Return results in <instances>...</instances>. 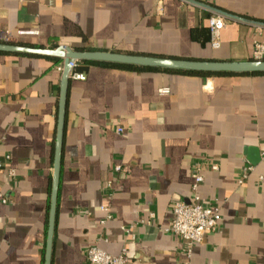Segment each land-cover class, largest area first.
Masks as SVG:
<instances>
[{
  "label": "crops",
  "instance_id": "obj_1",
  "mask_svg": "<svg viewBox=\"0 0 264 264\" xmlns=\"http://www.w3.org/2000/svg\"><path fill=\"white\" fill-rule=\"evenodd\" d=\"M200 1L264 20V0ZM211 14L181 0H0V33L46 48L250 60L264 29L230 21L215 49ZM85 75L70 84L52 264H85L95 244L127 248L132 264H264V164L238 184L250 148L264 153V75ZM61 78L53 60L0 54V153L11 157L0 172V264L45 263ZM198 166L200 203L219 207L220 221L189 252L165 228L174 202L193 198Z\"/></svg>",
  "mask_w": 264,
  "mask_h": 264
},
{
  "label": "water",
  "instance_id": "obj_2",
  "mask_svg": "<svg viewBox=\"0 0 264 264\" xmlns=\"http://www.w3.org/2000/svg\"><path fill=\"white\" fill-rule=\"evenodd\" d=\"M203 8L211 13L219 14L232 22L264 29V20L245 17L240 14L213 6L200 0H181ZM0 53L25 54L40 57L62 59L64 69L60 83V95L58 101L57 135L54 153V175L52 184V196L49 215V229L46 241V255L44 264L53 263V248L55 227L57 223V207L60 195L61 167L64 157V141L67 134V107L71 84V62L94 61L132 67L158 68L163 71L196 72L235 75L263 74L264 59L251 58L246 61L217 60V59H192L173 57L147 53H131L121 51L81 50L69 46L59 45L55 48L22 43L20 41L4 42L0 40ZM249 157L253 165L261 162L260 151L250 148Z\"/></svg>",
  "mask_w": 264,
  "mask_h": 264
},
{
  "label": "built area",
  "instance_id": "obj_3",
  "mask_svg": "<svg viewBox=\"0 0 264 264\" xmlns=\"http://www.w3.org/2000/svg\"><path fill=\"white\" fill-rule=\"evenodd\" d=\"M158 11H162L161 3L158 6ZM230 22L229 19L212 13L209 18V33L211 45L217 49L221 46V33L226 25ZM26 34H34V32L20 31L19 36ZM0 40L10 42L17 40V37L9 30L4 29L0 33ZM252 57L255 59H264V41H256L254 44ZM78 61L71 62V79L72 80H86V75L83 72H77ZM64 63L58 66V70L63 72ZM161 94H169L170 88L159 89ZM124 132V128L119 127L118 133ZM11 159L10 155H2L0 153V172L4 169L6 163ZM261 163L264 164V153L261 154ZM206 166L214 172L219 170V165L215 162H204ZM256 166L249 164L238 178V184L243 185L249 179L250 175L255 171ZM120 171L121 167L118 166ZM203 169L198 166L192 174L193 184L192 190L194 192L193 198L187 202L184 200L175 201L172 205L173 220L172 223L165 228L169 234L180 237L187 244V249L190 252L192 246L196 243H201L205 236L218 229L220 221V208L213 205H204L200 203V196L198 190L200 185L204 182L202 174ZM13 175V172H11ZM264 176H260L263 180ZM112 187V183H109ZM0 200L6 202L7 198L0 194ZM102 210L107 212V218H111V207L109 205L103 206ZM153 217V215H152ZM130 232L128 231V234ZM85 264H132L128 256L127 248H124L120 254L113 255L103 250L99 245L95 244L89 247L86 255Z\"/></svg>",
  "mask_w": 264,
  "mask_h": 264
},
{
  "label": "trees",
  "instance_id": "obj_4",
  "mask_svg": "<svg viewBox=\"0 0 264 264\" xmlns=\"http://www.w3.org/2000/svg\"><path fill=\"white\" fill-rule=\"evenodd\" d=\"M0 54H5V53H0ZM7 55H22V56L46 58V59H50V60L55 61L56 66H59L63 62L62 59L51 58V57H40V56L25 55V54H7ZM92 66H99V67L111 68V69H121V70H134V71H139V72H144V71H162L161 69H158V68L132 67V66L116 65V64L103 63V62H94V61H81V62H79L78 66L76 68V71L85 73ZM169 72H174V71H169ZM177 73L194 74V75H202V76H234L235 75V74H230V73L211 74V73H196V72H181V71H179ZM245 75L261 76V75H264V73L263 74H245Z\"/></svg>",
  "mask_w": 264,
  "mask_h": 264
},
{
  "label": "rangeland",
  "instance_id": "obj_5",
  "mask_svg": "<svg viewBox=\"0 0 264 264\" xmlns=\"http://www.w3.org/2000/svg\"><path fill=\"white\" fill-rule=\"evenodd\" d=\"M70 135L68 136V140L71 138V131L69 133ZM62 203H63V196H62Z\"/></svg>",
  "mask_w": 264,
  "mask_h": 264
}]
</instances>
